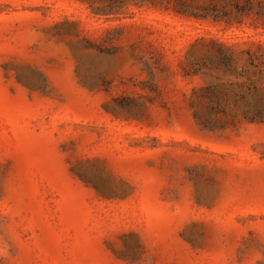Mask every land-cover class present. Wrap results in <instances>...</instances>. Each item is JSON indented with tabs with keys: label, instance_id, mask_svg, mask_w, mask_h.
Segmentation results:
<instances>
[{
	"label": "rangeland",
	"instance_id": "374dc122",
	"mask_svg": "<svg viewBox=\"0 0 264 264\" xmlns=\"http://www.w3.org/2000/svg\"><path fill=\"white\" fill-rule=\"evenodd\" d=\"M249 1L0 0V264H264Z\"/></svg>",
	"mask_w": 264,
	"mask_h": 264
},
{
	"label": "trees",
	"instance_id": "16d2710c",
	"mask_svg": "<svg viewBox=\"0 0 264 264\" xmlns=\"http://www.w3.org/2000/svg\"><path fill=\"white\" fill-rule=\"evenodd\" d=\"M244 1V2H243ZM110 4L123 5L133 2L137 7H146L153 12H173L182 17L186 12H218L219 4L235 12H243L250 5L249 0H109ZM243 2V3H242Z\"/></svg>",
	"mask_w": 264,
	"mask_h": 264
}]
</instances>
